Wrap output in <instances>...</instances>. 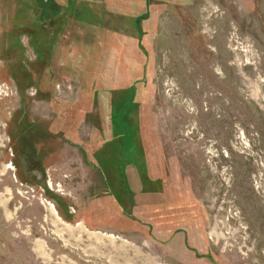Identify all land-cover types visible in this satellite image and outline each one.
<instances>
[{
	"label": "rangeland",
	"instance_id": "obj_1",
	"mask_svg": "<svg viewBox=\"0 0 264 264\" xmlns=\"http://www.w3.org/2000/svg\"><path fill=\"white\" fill-rule=\"evenodd\" d=\"M0 264H264V0H0Z\"/></svg>",
	"mask_w": 264,
	"mask_h": 264
},
{
	"label": "trees",
	"instance_id": "obj_2",
	"mask_svg": "<svg viewBox=\"0 0 264 264\" xmlns=\"http://www.w3.org/2000/svg\"><path fill=\"white\" fill-rule=\"evenodd\" d=\"M133 144V150H131V146H130V157H132L133 159H138L139 156L138 154L136 153V151L134 150V142L131 143V145ZM134 151V153L132 152Z\"/></svg>",
	"mask_w": 264,
	"mask_h": 264
},
{
	"label": "flooded vegetation",
	"instance_id": "obj_3",
	"mask_svg": "<svg viewBox=\"0 0 264 264\" xmlns=\"http://www.w3.org/2000/svg\"><path fill=\"white\" fill-rule=\"evenodd\" d=\"M39 17H40L39 20L36 21L37 23H41V21L44 20L45 15H43V12H41V14L39 15ZM39 27H40V26H39V24H38L37 27H36V28H37V32H38V30H39Z\"/></svg>",
	"mask_w": 264,
	"mask_h": 264
},
{
	"label": "clouds",
	"instance_id": "obj_4",
	"mask_svg": "<svg viewBox=\"0 0 264 264\" xmlns=\"http://www.w3.org/2000/svg\"><path fill=\"white\" fill-rule=\"evenodd\" d=\"M26 39V38H25Z\"/></svg>",
	"mask_w": 264,
	"mask_h": 264
}]
</instances>
